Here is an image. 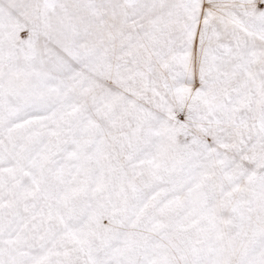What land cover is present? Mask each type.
<instances>
[{"label": "snow or ice", "instance_id": "6c2138e0", "mask_svg": "<svg viewBox=\"0 0 264 264\" xmlns=\"http://www.w3.org/2000/svg\"><path fill=\"white\" fill-rule=\"evenodd\" d=\"M0 264H264V0H0Z\"/></svg>", "mask_w": 264, "mask_h": 264}]
</instances>
